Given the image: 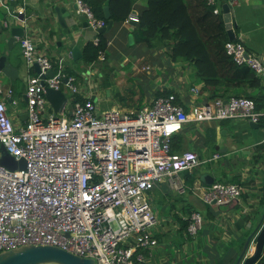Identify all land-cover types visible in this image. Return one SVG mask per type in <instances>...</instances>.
<instances>
[{"label": "built area", "instance_id": "2783aa9c", "mask_svg": "<svg viewBox=\"0 0 264 264\" xmlns=\"http://www.w3.org/2000/svg\"><path fill=\"white\" fill-rule=\"evenodd\" d=\"M225 3L231 12L238 0ZM75 12L94 31L106 24L85 0H75ZM126 19L135 23L139 17L131 12ZM18 45L28 68L26 119L14 125L0 98V146L15 160L23 159L24 166L0 165V251L49 244L92 258L94 264H147L158 246L153 189L165 182L181 192V172L195 171L220 157L219 152L203 158L190 149L173 151L172 135L189 121L242 118L258 124L262 113L244 95L197 99L185 107L172 92L134 110H99L91 99L72 98L79 92L75 75L67 73L62 63L55 71L33 35L24 33ZM223 47L237 65L264 74V63L239 36ZM34 63L39 72L32 71ZM45 86L69 93V115L53 111ZM190 91L200 94L195 86ZM198 193L204 203L225 205L240 197L242 187L214 180ZM182 218L187 220L186 232L197 237L204 216L193 210Z\"/></svg>", "mask_w": 264, "mask_h": 264}, {"label": "crops", "instance_id": "0c3cea01", "mask_svg": "<svg viewBox=\"0 0 264 264\" xmlns=\"http://www.w3.org/2000/svg\"><path fill=\"white\" fill-rule=\"evenodd\" d=\"M10 1L12 9H9ZM55 7L69 12L62 23ZM145 7L146 0H133L129 13L139 17ZM221 8L219 5L220 12ZM19 14L23 20L18 18ZM230 15L235 36L264 63V0H238ZM84 20L75 12V0H0V56L4 57L0 66V98L4 99L14 125L20 126L26 119L24 91L28 68L18 45V38L24 33L37 39V47L50 59L55 71L62 63L65 70L75 75L77 95L94 101L99 110L127 111L149 106L158 93L166 91L174 93L185 107L197 99H211V88L196 77L193 66L186 60L171 57V40L154 42L152 46L135 41L133 30L138 22L125 19L112 23L104 32L107 45L103 58L83 61L82 48L93 42L96 35L89 25H83ZM258 77L264 90V74ZM191 86L197 87L200 94L194 96ZM242 89L252 91L251 87ZM8 90L11 92L7 94ZM222 90L235 92L220 86L218 92ZM67 104L65 115L70 113V101ZM252 130L248 120L236 118L189 121L176 132L181 137V150H194L203 158L219 152L220 157L206 161L195 170L190 185L185 184L181 172L184 187L181 192L172 193L165 182L153 189L159 219L153 233L158 246L147 264H230L233 258L235 261L246 236L264 212V127L258 125L254 134ZM206 176H211L212 181L241 185L240 197L225 205L204 203L198 197V190L209 184ZM186 206L206 219L197 237H187L180 230L178 216ZM254 243L252 238L246 256L252 253ZM253 264H264V256Z\"/></svg>", "mask_w": 264, "mask_h": 264}, {"label": "trees", "instance_id": "16d2710c", "mask_svg": "<svg viewBox=\"0 0 264 264\" xmlns=\"http://www.w3.org/2000/svg\"><path fill=\"white\" fill-rule=\"evenodd\" d=\"M90 5L95 16L107 19L103 15L104 2L108 1L109 18L113 23L125 20L130 12L133 0H85ZM146 0V7L139 14V20L134 27V39L152 46L154 42L171 40V57L189 62L196 77L204 80L206 87L211 88V98L220 96L244 95L251 98L257 110L262 111L259 124L264 127V90L260 86L258 75L245 65H237L225 53L223 44L229 40L222 12H213L214 7L222 6L225 0L207 3V0ZM237 32H234L236 35ZM96 42H87L82 48V59L85 62L98 61L99 55L105 52L107 39L104 32H97ZM235 37V36H234ZM234 39V38H233ZM34 72L35 70L32 69ZM70 74V71L66 69ZM224 86L228 90L218 92ZM245 87H251V92H245ZM259 89L261 94H259ZM239 90V91H238ZM241 91V93H240ZM170 91L158 94H168ZM72 98L81 99L78 95ZM171 150L182 149L181 137L177 133L170 138ZM185 184L190 185L196 176V171L182 172ZM192 211L187 206L182 215ZM211 213L208 215L210 216ZM178 216L180 230L186 233L187 220ZM203 229L199 230L198 233ZM189 234L187 235V237ZM234 263V258L231 263Z\"/></svg>", "mask_w": 264, "mask_h": 264}, {"label": "water", "instance_id": "95a60500", "mask_svg": "<svg viewBox=\"0 0 264 264\" xmlns=\"http://www.w3.org/2000/svg\"><path fill=\"white\" fill-rule=\"evenodd\" d=\"M10 3L11 5L9 9H12V1H10ZM55 10L57 11L59 21L62 23L64 17L68 15L69 12L64 8L55 7ZM221 11L228 38L233 39L235 36L233 31L234 28L231 23L230 9L227 3L222 4ZM103 15L107 19V23L104 26L97 28L96 32H105L112 26V19L109 18L110 12L108 8V1L104 2ZM18 17L22 18V14H19ZM83 25L88 26L86 20H84ZM3 59L4 57L0 56V66ZM33 67L36 72H39V68L36 63L33 64ZM48 74L50 75L51 71H48ZM45 97L55 113H60L64 110L68 99L67 94L62 90L47 86H45ZM249 123L253 127L252 132L254 134L255 128H257L258 124L251 121H249ZM0 165L9 169L22 168L24 166V160L21 158L15 160L2 146H0ZM204 178L207 183L212 181L211 176H206ZM252 238L255 241L254 249L250 255L244 256L245 250ZM263 249L264 212L254 228L246 236L242 249L238 253L233 264H253L262 255L264 256V253L262 254ZM0 264H94V262L92 258L76 255L56 245L26 244L0 251Z\"/></svg>", "mask_w": 264, "mask_h": 264}, {"label": "rangeland", "instance_id": "374dc122", "mask_svg": "<svg viewBox=\"0 0 264 264\" xmlns=\"http://www.w3.org/2000/svg\"><path fill=\"white\" fill-rule=\"evenodd\" d=\"M99 64H100V63H99ZM101 64H102V63H101ZM67 94L69 95V93H67ZM68 106H69V104H67V107H68ZM63 113H65V111H64ZM201 166H202V165H201ZM201 166H200V167H201ZM200 167H199V168H200ZM199 168H198V169H199ZM200 171H201V170H200ZM170 189L172 190V193H174V194H175V193H178V192H177L178 190H176L175 188H172V187H171ZM154 192H155V191H154ZM153 202H154V201H153ZM177 204H179V203H177Z\"/></svg>", "mask_w": 264, "mask_h": 264}]
</instances>
